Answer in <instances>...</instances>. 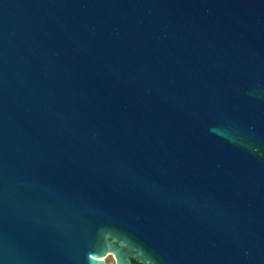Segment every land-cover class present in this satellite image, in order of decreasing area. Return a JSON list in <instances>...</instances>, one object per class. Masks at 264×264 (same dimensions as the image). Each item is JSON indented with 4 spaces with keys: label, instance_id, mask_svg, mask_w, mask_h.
<instances>
[{
    "label": "water",
    "instance_id": "1",
    "mask_svg": "<svg viewBox=\"0 0 264 264\" xmlns=\"http://www.w3.org/2000/svg\"><path fill=\"white\" fill-rule=\"evenodd\" d=\"M133 261L264 264V0H0V264Z\"/></svg>",
    "mask_w": 264,
    "mask_h": 264
},
{
    "label": "rangeland",
    "instance_id": "2",
    "mask_svg": "<svg viewBox=\"0 0 264 264\" xmlns=\"http://www.w3.org/2000/svg\"><path fill=\"white\" fill-rule=\"evenodd\" d=\"M105 260H106L107 262H110V263H114V262H115V258H114L113 255H108V256L105 258Z\"/></svg>",
    "mask_w": 264,
    "mask_h": 264
},
{
    "label": "flooded vegetation",
    "instance_id": "3",
    "mask_svg": "<svg viewBox=\"0 0 264 264\" xmlns=\"http://www.w3.org/2000/svg\"><path fill=\"white\" fill-rule=\"evenodd\" d=\"M134 262H136V261H133V263H134ZM136 263H138V262H136ZM134 264H135V263H134ZM141 264H142V263H141Z\"/></svg>",
    "mask_w": 264,
    "mask_h": 264
},
{
    "label": "trees",
    "instance_id": "4",
    "mask_svg": "<svg viewBox=\"0 0 264 264\" xmlns=\"http://www.w3.org/2000/svg\"><path fill=\"white\" fill-rule=\"evenodd\" d=\"M135 264H141V263H136V262H134Z\"/></svg>",
    "mask_w": 264,
    "mask_h": 264
}]
</instances>
